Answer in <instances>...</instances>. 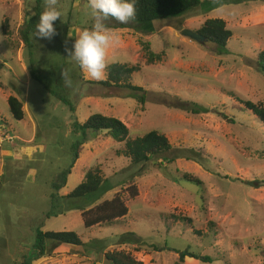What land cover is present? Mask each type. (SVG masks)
<instances>
[{"label": "rangeland", "instance_id": "rangeland-1", "mask_svg": "<svg viewBox=\"0 0 264 264\" xmlns=\"http://www.w3.org/2000/svg\"><path fill=\"white\" fill-rule=\"evenodd\" d=\"M39 1L0 0V127L15 138L0 145V264H18L32 252L37 228L74 232L85 246L49 242L48 256L34 264H109L105 256L114 252L142 264H264V124L243 104L264 107V75L256 61L264 50V0H229L211 12L155 22L151 33L133 22L106 21L118 37L108 49V65L138 68L131 82L142 93L90 80L66 56L65 41L71 47L77 33L93 24L88 0H58V34L25 46L20 31L36 17ZM209 19L225 21L233 32L226 53L182 34L197 33ZM147 44L160 58L150 62ZM62 70L71 88L61 80ZM136 94L146 95L144 106ZM11 96L24 103L21 122L10 113ZM94 114L121 120L133 139L161 132L173 145L169 161L153 158L132 175L124 145L100 135L73 164L72 126ZM70 167L59 199L89 169L99 168L107 181L98 193L60 200L54 208L51 186ZM187 174L202 187L183 182ZM117 195L128 216L86 229L81 209ZM142 244L158 251H137ZM185 252L212 262L181 260Z\"/></svg>", "mask_w": 264, "mask_h": 264}, {"label": "trees", "instance_id": "trees-1", "mask_svg": "<svg viewBox=\"0 0 264 264\" xmlns=\"http://www.w3.org/2000/svg\"><path fill=\"white\" fill-rule=\"evenodd\" d=\"M229 0H136V19L132 21L137 24L140 29L145 32L155 31V22L167 21L176 18L185 17L198 10L211 12L221 8ZM40 2L36 17H34L24 30L20 31V35L25 46L30 47L34 42L33 33L35 25L39 21ZM58 22H55V26ZM203 38V42H209L215 44L220 53H226L229 47V41L233 36V32L227 29L225 21L221 19H209L207 20L197 31ZM145 46V45H144ZM147 55L150 58V62L158 57L153 53L149 45L145 46ZM32 55V53H31ZM160 58V57H158ZM256 61L258 70L264 75V50L257 52ZM32 65L35 61L32 60ZM79 71H81L79 65H77ZM138 70L136 67L130 68L128 65L113 64L110 65L107 72L105 81H102L106 87H118L125 88L137 93L144 92V89L134 86L131 82L133 74ZM35 71H32L33 79L41 82L35 78ZM52 93H54L52 91ZM139 104L144 106L146 104L145 94L135 95ZM57 98V97H56ZM68 107L73 105L67 100H63ZM246 110L251 111L259 121L264 124V107L254 104L251 101L243 102ZM8 106L13 119L17 122H21L26 118V112L24 111V103L16 97L11 96L8 100ZM198 114V112H193ZM73 134L75 138L72 144L71 151L74 157L73 164L79 159L80 152L83 150V146L91 142L93 139L98 138L100 135L110 138L116 143L123 144V155L130 162V169H132V175L138 173L140 167L149 164L154 159H162L168 162L169 159H165L168 154L172 152L173 145L169 139L161 132L155 130L151 131L143 136L131 138V131L129 128L119 119L106 117L102 114L92 115L85 123L76 122L72 126ZM73 167L68 170H64L60 173L57 179L53 182L51 188L52 193L50 195L51 203L54 208L57 207L60 200L67 199L69 201L86 198L88 196L98 193L105 182L107 181L99 168L89 169L85 175V180L67 196L58 198V194L67 187L68 178L72 174ZM183 182L186 184H193L197 187H202L203 183L200 179L194 178L191 175H184L182 177ZM132 197L138 195L136 187L131 188ZM82 217L84 220V226L86 229H92L96 226L108 225L110 226L118 220L124 219L128 216L129 210L125 205L122 198L117 195L111 201H105L94 209L86 211L81 209ZM56 215V214H55ZM50 218V215H49ZM63 244L67 246L81 249L85 246L82 239L74 232H43L41 229H36V242L33 251L22 258V261L18 264H34L48 256V243ZM137 248V251L154 250L158 251V247L155 245L142 244ZM106 260L109 264H142L136 261L131 255L124 253H108ZM191 258L195 260H203L205 263H211L212 259L209 257H203L196 253L185 252L181 256V260Z\"/></svg>", "mask_w": 264, "mask_h": 264}, {"label": "clouds", "instance_id": "clouds-1", "mask_svg": "<svg viewBox=\"0 0 264 264\" xmlns=\"http://www.w3.org/2000/svg\"><path fill=\"white\" fill-rule=\"evenodd\" d=\"M57 4L58 0H44L45 8L39 15V21L35 25L33 33L36 41H50L58 34L54 27L55 22L61 19V12L57 9ZM88 6L93 19L91 28L79 31L71 47H68L67 41H65L64 52L67 57L79 65L88 79L99 82L106 79L109 66L108 49L118 42V37L106 26L105 22L109 19L120 24L135 21L136 0H88ZM60 75L65 86L71 88L72 81L68 73L62 70ZM73 90L77 93L81 91L80 88Z\"/></svg>", "mask_w": 264, "mask_h": 264}, {"label": "built area", "instance_id": "built-area-1", "mask_svg": "<svg viewBox=\"0 0 264 264\" xmlns=\"http://www.w3.org/2000/svg\"><path fill=\"white\" fill-rule=\"evenodd\" d=\"M15 138L11 136L7 129L0 127V145L4 143H13Z\"/></svg>", "mask_w": 264, "mask_h": 264}, {"label": "water", "instance_id": "water-1", "mask_svg": "<svg viewBox=\"0 0 264 264\" xmlns=\"http://www.w3.org/2000/svg\"><path fill=\"white\" fill-rule=\"evenodd\" d=\"M182 34L185 37L190 38L192 41H196L199 43H202L204 41V38L200 34L190 31V30H185L182 32Z\"/></svg>", "mask_w": 264, "mask_h": 264}]
</instances>
